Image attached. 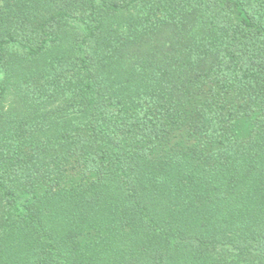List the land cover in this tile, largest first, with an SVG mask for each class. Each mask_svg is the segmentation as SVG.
Returning <instances> with one entry per match:
<instances>
[{
	"label": "trees",
	"instance_id": "trees-1",
	"mask_svg": "<svg viewBox=\"0 0 264 264\" xmlns=\"http://www.w3.org/2000/svg\"><path fill=\"white\" fill-rule=\"evenodd\" d=\"M0 264H264V0H0Z\"/></svg>",
	"mask_w": 264,
	"mask_h": 264
}]
</instances>
